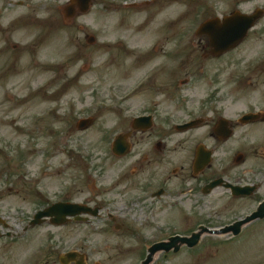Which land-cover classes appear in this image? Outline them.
Listing matches in <instances>:
<instances>
[{
  "label": "rangeland",
  "instance_id": "374dc122",
  "mask_svg": "<svg viewBox=\"0 0 264 264\" xmlns=\"http://www.w3.org/2000/svg\"><path fill=\"white\" fill-rule=\"evenodd\" d=\"M6 1L0 0V9L3 3L7 7ZM27 1L31 5L29 17H20L24 7L13 8L10 5L0 16V147L5 148V151L0 149V157L13 159L0 162V169H3L0 175V206L23 205L30 208V215L35 204H47L33 194L34 185L43 186L45 197L49 200H60L71 188H74L73 192L68 193L65 199L88 201L92 207L103 205V200L108 198L104 205L113 209L105 208V213L102 211L92 222H73L67 226L42 224L40 236H52L59 241L66 235L73 249L83 248L80 254L87 257L88 264H140L143 259L142 241L135 238L133 230L118 228L107 218V214L113 211L119 214L120 207H123L120 204L126 202L125 198L138 193L140 181L133 174H142L147 165H137L135 169L134 166L136 159L142 155L141 146L145 142L141 140L143 142L132 148L128 155L117 157L111 149L112 141L117 133L130 129L129 120L137 112L134 106H141L154 93V88L160 87L158 82L153 81L143 88L144 93L138 98L132 96L133 88L156 62L143 61L141 51L153 48L156 41H159L160 49L174 45L180 34L187 31L189 20L202 5L198 0H154L146 5L124 8L123 1L146 3L147 0H93L88 11L77 12L70 22L59 10L68 0H39L34 10L33 2L37 4V0ZM210 2L211 7L204 4L205 9L219 15L238 8L253 12L258 7H264V0ZM180 13L188 15L181 20ZM14 18H19L15 21L18 30L8 39L12 42L10 51H13V44L19 45V50L15 51V64L10 61L11 52L2 48L6 45L4 38L9 34L6 32L14 28ZM171 22L172 25H169ZM91 35L95 37L94 42L88 40ZM249 35L222 59L204 63L208 69L201 67L183 73L193 72L194 77L207 75L206 81L182 83L185 79L182 74L183 79L177 84V89L190 93H230L233 110L240 107L246 94H264V64L256 62L264 53V18ZM119 40L130 48L127 54ZM241 58H248L257 67L253 70V77L247 81L241 73L244 66L240 67V71L236 66ZM34 61H40V64L34 66ZM40 84H46L44 89L56 94L44 91L46 95L43 97L34 96L32 92ZM169 92L173 90L169 89ZM96 105H100L101 109L94 123L87 129L77 128L74 120L91 115ZM35 120L55 137L54 157L50 154L48 132L39 134L37 128H31ZM74 142L77 154L68 150ZM39 143H44L45 147L38 146ZM26 145L30 151L37 146L35 152L20 154V148ZM171 159L168 158L162 167L169 175V183L176 184L180 176L176 177L172 170L177 167L178 160ZM123 173L130 175L124 181L115 180ZM10 174L24 175L26 179L20 181L19 187H13L12 192L5 189L11 182L6 184V177ZM141 176L143 179L144 176ZM113 182H117L115 188ZM94 186L107 187L109 191L104 193ZM20 189L23 192L20 193ZM189 200V195H184L180 197V202L174 204L189 210ZM174 208L167 205L158 209L159 219L168 213L166 230L170 236L190 234L203 223L202 219L209 217L208 210L194 209L195 218L178 222L180 215ZM142 212L137 211L139 214ZM234 212L241 214L242 208L238 206ZM147 215L151 219V213ZM243 232L235 239L228 235L204 234L194 248L184 245L177 253L171 251L166 258L164 253L158 252L149 264H264V221L246 227ZM79 237H85V242ZM3 242L4 238H0V251ZM14 256L15 253L7 256L6 262L1 259L0 264H12Z\"/></svg>",
  "mask_w": 264,
  "mask_h": 264
},
{
  "label": "flooded vegetation",
  "instance_id": "af4514ba",
  "mask_svg": "<svg viewBox=\"0 0 264 264\" xmlns=\"http://www.w3.org/2000/svg\"><path fill=\"white\" fill-rule=\"evenodd\" d=\"M7 3L15 6L13 0H8ZM6 8L3 3L0 16ZM183 18L184 14L180 13L179 19ZM18 19L14 18L12 22ZM16 29H8L7 32L12 34ZM184 37V33L180 34L176 44L171 47L160 49L158 44L152 49L141 51L143 61L156 62L151 64L153 66L145 72L140 83L147 86L154 81L160 87H155L154 93L141 106H134L136 116L144 118L135 125L129 121L131 151L145 142L141 146L142 155L136 159L134 169L144 163L147 168L142 174H133L140 181L139 191L131 196L130 210H119L118 218L114 221L118 228L125 227L135 232V238L143 243V254L148 244L160 242L169 235L166 230L168 213L159 219L158 209L166 208L167 205L175 206L174 210L177 209L180 215L177 221L183 222L195 218L192 212L194 209L204 208L209 212L206 224H228L242 218L238 215L240 212L234 214L238 206L246 216L264 200V94H246L240 107L233 110L230 93H190L177 89L183 73L201 67L208 69L204 63L216 62L230 52L222 55L214 53L205 36L192 40L189 37V44L186 47L180 46ZM13 47L16 48L17 45ZM256 62L264 64L262 59ZM236 66L239 71L244 66L241 73L245 81L253 77V70L257 68L254 63H248V58H241ZM183 77L185 79L182 83L193 81L198 84L207 79V75L194 77L193 72L183 74ZM143 83L134 87L137 92L132 94L133 97L138 98L144 93L141 92ZM169 89L173 92H169ZM176 153L181 155L176 157ZM168 158L178 160H175L178 162L177 167L172 170L176 177L180 176L176 184H170L169 175L163 171L162 164ZM141 175L144 176L143 179ZM214 182H217L215 186ZM184 195L190 197L189 210L180 204H174L180 202V197ZM44 206L35 204L31 212ZM3 208L8 213L6 217L9 221L0 222L3 225L1 227H4L0 238L5 241L0 251V260L6 262V257L15 253L12 264H64L61 256L72 250L66 235L59 241L52 236L42 237V227L30 223L29 207L5 205ZM94 208L100 211L98 217L102 214L104 205ZM140 210L144 212L137 213ZM149 213L151 219H148ZM155 213L156 217L153 216ZM143 220L146 222H141ZM74 221L78 222L69 218L63 226ZM92 221L89 217L86 220L87 223ZM44 224L54 226L48 220ZM76 250L83 251V248L77 247ZM68 264L73 262L70 260Z\"/></svg>",
  "mask_w": 264,
  "mask_h": 264
},
{
  "label": "water",
  "instance_id": "95a60500",
  "mask_svg": "<svg viewBox=\"0 0 264 264\" xmlns=\"http://www.w3.org/2000/svg\"><path fill=\"white\" fill-rule=\"evenodd\" d=\"M263 12V10H257L253 15H243V16H237L238 11L235 12L236 15H234L233 17H230L226 20V22L228 21H238L239 24L232 26L230 29L224 28L223 32L220 35H223V37H228L229 40V44L228 47H232L235 46L236 44H238L240 42V40L242 39V36L246 34L247 30L254 24V22L259 18L260 14ZM229 31V32H228ZM241 35V36H239ZM213 36V34H212ZM240 37V38H239ZM240 40H239V39ZM238 39V40H237ZM223 44H221L222 46ZM257 217V215H253L251 217H248L247 220H250L252 218ZM246 220V221H247ZM240 224H242V221L240 222ZM233 226H228L226 228H223L221 230V232H227L228 230H230ZM211 232H218V230H209ZM202 234V232H198L195 233V235L191 238H181L183 241H188V243H190V246H193L195 244L198 243V239L200 237V235ZM191 240V241H190ZM176 245V250L180 247V244L177 243H169L167 244H163L162 247H167L168 249H170L173 245ZM150 261V258H148L147 260L144 261L143 264H148Z\"/></svg>",
  "mask_w": 264,
  "mask_h": 264
}]
</instances>
